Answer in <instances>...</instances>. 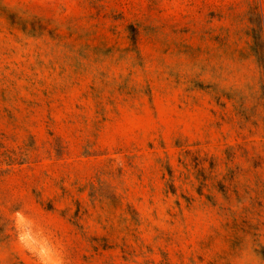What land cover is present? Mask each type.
I'll return each instance as SVG.
<instances>
[{
  "label": "rangeland",
  "instance_id": "1",
  "mask_svg": "<svg viewBox=\"0 0 264 264\" xmlns=\"http://www.w3.org/2000/svg\"><path fill=\"white\" fill-rule=\"evenodd\" d=\"M0 264H264V0H0Z\"/></svg>",
  "mask_w": 264,
  "mask_h": 264
}]
</instances>
